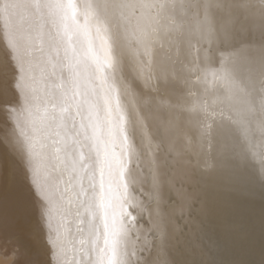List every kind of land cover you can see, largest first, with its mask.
<instances>
[{
	"label": "snow or ice",
	"instance_id": "obj_1",
	"mask_svg": "<svg viewBox=\"0 0 264 264\" xmlns=\"http://www.w3.org/2000/svg\"><path fill=\"white\" fill-rule=\"evenodd\" d=\"M155 7L148 0H0V61L14 70L17 98L0 105V150L10 161L0 227L14 234L21 219L32 232L38 225L44 264H264V162L240 193L249 202L259 195L260 259H218L224 233L239 231L236 220L204 197L192 175L198 162L186 158L164 118L179 108L173 98L195 86L189 66L227 63L225 47L213 46L205 18L169 19ZM242 14L248 34L264 36V9ZM157 138L176 162L163 182ZM247 164L239 154L238 167ZM181 245L191 249L185 258L173 251Z\"/></svg>",
	"mask_w": 264,
	"mask_h": 264
},
{
	"label": "bare ground",
	"instance_id": "obj_2",
	"mask_svg": "<svg viewBox=\"0 0 264 264\" xmlns=\"http://www.w3.org/2000/svg\"><path fill=\"white\" fill-rule=\"evenodd\" d=\"M148 2L156 6L154 12L159 16L169 19L187 17L195 23L205 18L215 0ZM2 36L3 22L0 21ZM249 38L253 49L236 53L234 49L225 47L224 55L229 57V66L232 59L250 60V66L254 69V87L246 88L243 92L237 90L231 76L222 70L221 63L201 60L186 70L195 86L184 90L178 100L173 98L172 102L179 104L178 109L164 113V118L171 121L178 145L182 149L187 148L186 158L198 162V167L207 169L203 183L208 186L206 191L212 195L216 212L231 214L235 220L244 223L243 229L224 233L223 251L218 257L240 262L260 259L262 239L259 195L254 202H249L240 194L241 186L255 180L254 173L264 162V99L256 76V70L264 59V36L257 31ZM13 72L10 65L0 61V105L16 103L12 88ZM4 122L5 110L0 107V125ZM239 154L248 158L244 168L237 165ZM9 167V159L0 150V187L3 183L7 184L5 173ZM195 215L193 211L189 230L194 227ZM33 228L34 232L27 219L20 220L14 234H6L0 227V254L3 258L13 252L19 256L18 260L12 256L9 264H44L46 250L39 226L33 224ZM188 243L194 244V241L188 240ZM173 251L180 258H185L191 249L181 245Z\"/></svg>",
	"mask_w": 264,
	"mask_h": 264
},
{
	"label": "clouds",
	"instance_id": "obj_3",
	"mask_svg": "<svg viewBox=\"0 0 264 264\" xmlns=\"http://www.w3.org/2000/svg\"><path fill=\"white\" fill-rule=\"evenodd\" d=\"M212 6L213 10H209L205 14V21L214 32L213 46L216 48L230 47L236 53L247 52L253 49L254 45L251 43L246 30V16L242 13L246 7L264 9V0H215ZM225 17H227L226 20L224 19ZM250 63L248 59H232L229 66L228 63L221 61L222 70L231 76L235 88L241 92L246 88L255 86L253 78L254 69L250 66ZM256 76H258L259 91L262 94V99H264V59L261 60L259 69L256 70ZM149 128L152 130L153 135H156L151 122H149ZM157 143L158 150L155 153V162L161 181L163 182L176 162L169 157L166 143L159 138H157ZM206 173L207 169L197 167L192 175L194 182L200 184L201 188L204 189V197L211 204L213 202L212 195L209 191H206L208 186L203 183ZM197 177H200V179ZM214 220L215 214L213 211H210V227ZM236 224L239 229H243L245 226L240 220H236Z\"/></svg>",
	"mask_w": 264,
	"mask_h": 264
},
{
	"label": "rangeland",
	"instance_id": "obj_4",
	"mask_svg": "<svg viewBox=\"0 0 264 264\" xmlns=\"http://www.w3.org/2000/svg\"><path fill=\"white\" fill-rule=\"evenodd\" d=\"M0 184H1V183H0ZM12 256H13V255H10V254H9V256H6V255H5V257L3 258V257H2V254H0V264H7V263L9 264L10 260H11V262H12V260H13V257H12ZM5 258H6L7 260H6ZM2 262H3V263H2Z\"/></svg>",
	"mask_w": 264,
	"mask_h": 264
}]
</instances>
